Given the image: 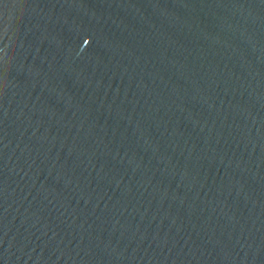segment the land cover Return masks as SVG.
Here are the masks:
<instances>
[{
    "label": "water",
    "instance_id": "obj_1",
    "mask_svg": "<svg viewBox=\"0 0 264 264\" xmlns=\"http://www.w3.org/2000/svg\"><path fill=\"white\" fill-rule=\"evenodd\" d=\"M0 264H264V0H0Z\"/></svg>",
    "mask_w": 264,
    "mask_h": 264
}]
</instances>
